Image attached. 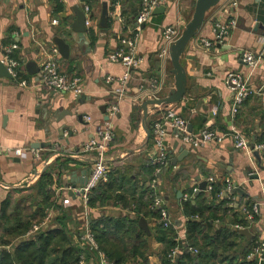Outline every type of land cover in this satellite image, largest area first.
<instances>
[{
	"label": "crops",
	"instance_id": "crops-1",
	"mask_svg": "<svg viewBox=\"0 0 264 264\" xmlns=\"http://www.w3.org/2000/svg\"><path fill=\"white\" fill-rule=\"evenodd\" d=\"M54 1L0 0V61H4L6 52L16 46L11 55H15L12 58L20 64V80L27 82V86H20L14 80L0 78V143L5 149L27 152L23 157L0 156V239H7L6 231L12 233L17 216L29 220L41 208L44 216L32 222L22 239H33L43 231L59 228L62 221L72 245L81 251L84 264H102L100 255H105L99 245L98 250H92L84 239L88 231L94 235L90 223L109 212L119 215L128 211L119 206L93 209L89 204H83L78 191L92 170L95 153L84 154L82 148L90 140L99 138L106 127L114 134L109 157H122L145 145L147 135L142 120L132 123L133 111L148 95L163 98L174 88L171 59L162 55L165 47L162 36L165 28L180 25L183 29L189 23L196 0H157L158 7L166 6V11L155 13L157 7L134 39L135 22L125 24L122 9L124 5L132 6L136 19L134 10H139L142 0H119L116 5L112 0H90L91 25L83 36L73 31L75 8L84 10L83 1L59 0L64 11L58 15L54 13ZM228 1L208 13L203 28L183 55L188 95L173 109L188 122L191 133H199L205 128L226 133L234 126L248 137L251 145H259L264 142V59L250 78V85L257 93L241 106L233 124L232 94L225 86V78L231 71L249 74L243 62L244 51H261L264 0H236L238 6L232 10H228ZM105 9L107 25L101 24ZM232 18L238 24L226 43L205 51L202 42L213 40L214 24L217 21L226 23ZM54 20L58 21L57 25L53 24ZM58 39L70 45L69 56L64 59L60 55L62 71L70 77L83 79L85 90L80 98L46 89L38 79L47 53L57 47L55 40ZM129 40L136 41L137 51L144 61L132 72L125 96L118 102L114 90L126 68L121 63H111L108 56L119 49H128L123 42ZM110 79L114 82L108 83ZM155 79L160 82L161 89L154 95L148 89ZM116 103L118 114L111 117L108 109ZM104 106L105 112L102 111ZM62 113L63 119L58 122ZM164 113V108L151 113L148 125L152 135L145 149L110 163V174L117 168L127 171L126 178L131 180L126 179V190H132L134 185L140 188L150 178L145 163L151 166L150 158L155 153L152 128ZM164 145L168 163L160 177L158 192L167 204L171 219L179 221L180 228L185 226V219L180 215L182 201L178 193L200 186L197 178L203 182L213 177L217 182L228 184L231 181L240 185L243 194L237 192L236 208H248L250 203L260 205L259 220L250 228L255 236L249 241L264 237V154H260L259 160L255 157L254 163L253 158L236 149L230 138L222 144L191 147L172 130L168 131ZM30 150L37 151L38 155ZM178 157L181 158L174 165L173 160ZM248 171L258 173L259 180H248ZM45 174L52 179L48 188L50 199L46 200L50 207L43 204L37 187ZM4 204L10 206L5 213V218H10L7 221L2 219ZM48 216L47 226L30 235L34 225L43 224ZM144 219L149 229L156 227L157 220ZM219 224L220 220H217L216 225ZM244 241L236 240L238 246H243ZM1 244L0 251L13 252L15 242L6 247ZM152 248L150 264H162L163 245L154 239Z\"/></svg>",
	"mask_w": 264,
	"mask_h": 264
},
{
	"label": "trees",
	"instance_id": "trees-1",
	"mask_svg": "<svg viewBox=\"0 0 264 264\" xmlns=\"http://www.w3.org/2000/svg\"><path fill=\"white\" fill-rule=\"evenodd\" d=\"M84 1L90 4V0ZM118 1L112 0V4L116 5ZM54 4L55 15L64 11L59 0H55ZM122 18L125 24L135 22L132 6H123ZM90 35L92 37V32ZM134 36L135 33L132 34L133 39ZM13 56L15 58V55ZM134 110L133 113L135 114L131 118L132 123L139 122L141 119L139 106ZM145 166L150 178L140 188L134 185L131 187L132 190L129 188L126 190V175L128 173L117 168L110 174L107 183L90 194L88 204L93 209L112 205L128 211L126 214L119 215L109 212L90 223L99 250L109 261L113 264H150V257L154 253L152 240L155 239L163 245L161 250L162 264H171L169 254L176 247H182V254L178 259L182 264H254L246 261L253 241L248 242L246 237L239 234L238 229H235V226L250 229L252 228L250 222L238 212V207L233 206L228 209L226 207L228 200L218 201L216 199L222 187L226 185L225 182L216 183L210 197L200 193L193 201H182L180 204L181 217L186 219L198 216L201 220L195 219L186 223V240L181 241L178 237L179 221L175 222L174 220V225L166 228L164 222L160 220V209H152L154 204L152 196L155 195L152 181L156 175L153 167L149 166L148 163H145ZM162 175L163 172L159 174V177ZM51 181V176L45 174L40 178L37 186L46 207H50L46 200L50 199V189L48 188ZM188 192L192 193L191 191ZM3 206L2 219L7 221L10 218H5V213L10 206L7 204ZM249 206L253 207L251 203ZM42 212L41 208H38L33 213L32 219L29 220H23L20 216L16 217V227L12 229V233L6 231L5 237L7 239H0L1 245L5 247L15 242L13 252L0 251V264L79 263L81 251L72 245L71 236L67 234L66 225L62 221L59 222L58 220L59 228L43 231L35 235L33 239L24 240L21 238L30 230L33 225L32 222L38 221L39 217L44 216ZM141 217H152L157 220L156 227L150 229V235L140 229ZM254 217V221L258 222L259 218L256 214ZM217 220H220L218 226L216 225ZM240 239L245 240L243 246L237 245L236 240ZM187 248H193L198 252L193 255L186 250Z\"/></svg>",
	"mask_w": 264,
	"mask_h": 264
},
{
	"label": "built area",
	"instance_id": "built-area-1",
	"mask_svg": "<svg viewBox=\"0 0 264 264\" xmlns=\"http://www.w3.org/2000/svg\"><path fill=\"white\" fill-rule=\"evenodd\" d=\"M83 1L84 12L86 14V25L89 28L91 23V15L92 8L86 1ZM228 10H232V8H236L238 3L236 0L228 1ZM157 0H142L141 7L138 10V14L135 19V27L134 33H138L141 31V27L143 25H147L150 21L154 10L159 6ZM54 25L58 24V21H53ZM238 22L232 18L226 23H222L221 21H217L213 27V40H204L202 42V47L205 51L215 49L218 46L224 45L227 38L230 36L231 32L237 27ZM182 28L180 25H173L172 27H168L164 29L163 32V40L165 47L162 51L163 56H168V49L172 45L173 42L180 36ZM124 44L128 46V49H119L111 53L108 56V60L114 64H123L126 68L125 73L120 79L117 80L118 87L114 90V95L118 98V102L122 100L125 96V93L128 89V84L131 80V74L134 70H137L138 67L141 66L144 59L140 57L137 47L136 41L129 40L124 41ZM16 46L12 47L10 50L6 52V57L4 62L7 65L8 72L12 77V80L17 82L20 86H27V82L20 80V64L13 58H11V54L13 49ZM264 49V38L262 40V49L260 52L256 51H244L243 62L249 69V74H241L236 71H231L227 73L225 78V86L229 89L232 94V115L231 122L235 121L236 116L239 113V109L246 102V100L252 95L256 94L255 89L250 85V78L253 75L252 73L258 68L259 64L262 62V51ZM60 53L57 47L53 48L50 52L47 53L46 59L44 60L42 67L39 73V81L43 87L46 89L52 90L54 92L60 94H70L75 98H80L84 95V86L83 79L79 77H70L67 73L63 72L60 67ZM108 83L114 82L112 79L107 81ZM116 82V81H115ZM161 89L160 82L155 79L152 80L151 85L149 87L150 94H156ZM164 116L160 121H157L153 126V142L155 153L150 158V165L155 169L156 178L152 181L153 187L155 189V195L152 196V201L154 202L152 209H160V220L164 222L166 228H170L174 225V220L171 219L169 215V211L167 208L166 202H164L163 196L158 192L160 186V177L159 174H162L164 168L168 163L166 148L164 145L165 140L168 137V131L172 130L176 133V136L181 139V141L191 147L199 148L206 146L211 143L222 144L226 139H231L233 141L234 146L240 152L249 155L253 158L255 163V152L259 154H264V142L259 145H251L248 137L240 130L236 129L233 125L230 130L226 133H218L213 129L205 128L199 133H191L188 127V122L180 115L178 112L173 109V107H169L164 109ZM108 113L111 117H116L118 114V106L117 103L112 105L108 109ZM89 121L90 118H87ZM114 134L110 130L109 127L103 129L100 132L99 138H94L86 143V145L82 148V153H95V162L92 166V170L89 173V176L86 179V183L82 188L79 189L78 194L86 206H88L90 194L101 186L109 177L112 167L110 163L107 162L109 158V146L113 142ZM31 151V150H30ZM34 154L38 155L37 151L32 150ZM160 152V153H158ZM27 152L23 149H5L0 143V156L1 155H15L17 157L25 156ZM255 172L251 171V174ZM205 190L201 191L207 197H210L212 191L216 183L215 178H209L207 181ZM240 188V185L236 182H231L222 187L221 192L217 195L216 199L218 201H223V199L228 200L226 207L230 209V207L235 206L238 203L236 192L237 189ZM200 190L199 185L192 186L190 190L192 193L186 191L182 194L181 201H193L196 193ZM260 211V205L255 204L252 208H238V212L242 213L244 218L250 222L251 227H253L256 222L254 221V215H258ZM50 219V216L46 218V221L43 224H35L32 228L30 235H34L42 230L44 226H47V221ZM201 220L198 216L195 218H186L185 226L181 227L178 231V237L181 241L186 240V223L191 220ZM235 229H246L241 226H235ZM248 229V228H247ZM86 239L90 249L98 250V243L94 237V235L88 231ZM184 243V242H183ZM186 245V244H185ZM187 251H190L193 255H196L198 252L193 248H187ZM182 254V247L174 248L169 254V259L171 264H182L178 259ZM102 258V264H111L107 257L100 255ZM246 261L248 263L254 264H264V237L253 240V246L249 252V255L246 257ZM84 257L81 258L79 263L84 264Z\"/></svg>",
	"mask_w": 264,
	"mask_h": 264
},
{
	"label": "water",
	"instance_id": "water-1",
	"mask_svg": "<svg viewBox=\"0 0 264 264\" xmlns=\"http://www.w3.org/2000/svg\"><path fill=\"white\" fill-rule=\"evenodd\" d=\"M225 2V0H196L195 4V9L193 12L192 17L190 18L189 23L183 27L180 36L176 39L175 42L172 43V45L168 49V56L171 59L172 63V74L175 76V85L172 90L168 93L166 97L159 98V97H154L151 95H148L145 97L142 101H140V113H141V120H142V128L145 130L147 139L145 142V145L143 147H139L138 150L136 151H131L129 153H126L125 155L121 156H115V157H109L107 159L108 163H114L117 161L122 160L124 156H129L133 153H139L142 151V149L146 148L148 145L150 138H151V130L150 126L148 125V119L151 115V113L156 112L160 108L167 109L169 107H173L175 104H178L183 101V99L188 95V76L186 74L185 68L182 64V57L185 54L188 46L190 45L191 41L193 38H195L198 33L201 31L205 24L206 17L208 13L215 9L216 7L222 5ZM135 11V17L138 14V9L134 10ZM166 11V6H161L158 7L155 10V13H164ZM75 13H76V18L73 23V31L77 34L84 35L86 34L89 29L86 25V14L84 10L75 8ZM107 10L105 9L102 19H101V24L107 25L106 20H107ZM143 28L145 25L142 26ZM56 46L59 50L60 55L65 59L69 56L70 54V45L67 43H64L61 40H55ZM262 58L264 59V50L262 52ZM0 78H5L12 80L11 75L8 72L7 65L0 61ZM106 106L102 107V111L105 112ZM62 116L59 117V121L63 119L64 113L61 114ZM190 129V128H189ZM191 131V129H190ZM37 147V145H36ZM255 157H257V160L260 158V154L258 152H255ZM181 157L176 158L173 160V164L176 165L177 160H179ZM260 168V167H259ZM247 178L248 180H259V174L258 173H253L251 174V171L247 172ZM197 181L200 183V190L196 193L195 198L201 193V191L205 190L207 183L206 182H200V179L197 178ZM86 181H84V184ZM83 184V185H84ZM237 192L240 194H243V190L241 188L237 189ZM178 197H182V193H178ZM140 229L144 230L148 235H150V229L148 227V222L145 220L143 217L140 219L139 223ZM239 234L242 236H245L246 239L252 240L255 235H253L252 231L250 229H240ZM1 250V248H0Z\"/></svg>",
	"mask_w": 264,
	"mask_h": 264
}]
</instances>
